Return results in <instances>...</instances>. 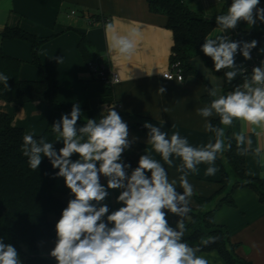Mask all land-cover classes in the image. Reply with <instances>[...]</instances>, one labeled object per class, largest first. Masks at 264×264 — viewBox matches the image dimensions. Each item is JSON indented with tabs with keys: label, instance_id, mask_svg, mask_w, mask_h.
Instances as JSON below:
<instances>
[{
	"label": "clouds",
	"instance_id": "obj_1",
	"mask_svg": "<svg viewBox=\"0 0 264 264\" xmlns=\"http://www.w3.org/2000/svg\"><path fill=\"white\" fill-rule=\"evenodd\" d=\"M214 19L219 33L206 36L200 45L203 55L211 59L212 68L203 65L198 57L195 63L202 66L203 72L226 70L223 78L228 83L237 77L242 79L227 94L222 93L220 84L212 81L213 86L207 89L212 99L197 109V115L204 119V129L214 134V142L194 147L180 133L169 137L160 126L145 121L146 143L151 144L164 164L144 152L133 168L123 160V154L139 138L129 139V125L116 110V104L105 106L99 119L87 118L80 125L82 112L78 102L73 104L70 113L62 114L50 125L55 142L43 135L37 138L31 132L23 136L20 151L27 158L28 167L37 171L47 158L51 167L58 169L52 178H63L70 191L71 198L55 224V246L49 252L56 264H209L197 253L215 243L217 237H201L196 244L184 239L194 195L189 172L197 171V166L205 163L209 165L205 175L216 173L212 165L232 148L230 141L225 143V128L231 127L235 120L264 129V59L250 73L236 59L239 52L244 61H251L254 49L264 56V46L258 48L256 39H233L229 34L241 22L248 30L264 24V6L260 0H231L227 12L215 15ZM105 28L113 33L111 50L130 58L136 51L141 30L134 27L126 34H119L113 31L111 23ZM163 76L173 80L169 74ZM9 79L0 73V83L7 91L11 90ZM178 80L182 83L183 77ZM157 92L163 96L166 86L161 85ZM213 117H218L222 126L214 125ZM233 139L238 152L246 154L243 146L250 145L251 139L243 132L234 133ZM56 143H62V147L57 149ZM173 156L179 157L182 164L176 168L178 176L170 179L165 164L172 165ZM102 177L106 184L101 182ZM110 190H120L116 196L120 207L113 211L103 203ZM169 214L177 217L175 226L169 223ZM0 264H22L17 249L2 239Z\"/></svg>",
	"mask_w": 264,
	"mask_h": 264
},
{
	"label": "crops",
	"instance_id": "obj_2",
	"mask_svg": "<svg viewBox=\"0 0 264 264\" xmlns=\"http://www.w3.org/2000/svg\"><path fill=\"white\" fill-rule=\"evenodd\" d=\"M183 1L191 11L212 19L217 14L226 13L225 6L231 3V0ZM107 23H111L113 31L119 34H126L134 27L141 30L136 51L130 58H123L111 50L113 33L106 31ZM8 28L19 29L38 38H48L39 49L40 61L49 75L60 84L59 102L67 108H72L77 102L80 104L82 114L78 124L82 125L87 118L99 119L107 104H120L118 112L129 125V139L139 138L123 154V160L131 163L133 168L144 152L164 164L159 154L152 150L151 144L146 143L148 130L141 129L145 121L160 126L169 137L173 133H180L194 147L214 142L212 133L204 129V119L197 115V109L210 102L207 100L210 97L207 89L213 86L212 81L222 86L223 93L226 83H235L240 78L228 83L223 78L226 70H221L213 73L215 78L186 74L182 83L165 79L163 74L171 61L174 34L165 16L150 11L148 0H0V53L22 61L20 80L41 81L43 74L33 63L31 44L20 39H3L2 35ZM218 33L219 28H215L210 35ZM83 37L91 44L94 61L116 72L121 78L119 84L110 87L94 76L89 62L79 50ZM236 59L238 64L245 66L250 63L244 61L242 56H236ZM161 85L167 88L163 96L157 92ZM165 108L166 112L163 111ZM1 114L12 116L13 125L23 129L25 134L31 132L40 136L64 113L54 111L46 101L20 104L0 98ZM217 118H211V122ZM231 129L232 138L234 133L243 132L251 139L250 145L246 143L243 146L246 149V170L251 178L264 180V129L240 120H235ZM54 146L59 149L62 143ZM172 160V165L165 164L170 179L178 176L176 168L182 164L179 157L173 156ZM208 166L202 163L197 166V171L189 172L194 195L191 197L186 226L191 222L192 212L214 210V223L228 232L236 255L251 264H264V203L254 190L239 188L233 194L232 204L218 206V201L229 188L221 194L220 164L214 162L212 166L217 171L212 176L205 175ZM128 171L130 173L131 169ZM230 180L231 184L236 180L232 173ZM101 182L106 184V179L102 177ZM119 191L110 190L103 202L110 211L120 207L116 203ZM178 191L182 189L178 188ZM56 196L67 206L71 196L63 178H59ZM59 218L51 216L50 221L56 224ZM176 219L168 215L172 226H175ZM201 237L189 243L196 244ZM55 239L39 241L38 252L56 263L49 255L55 246ZM197 254L207 259L209 264H226L216 251L201 250Z\"/></svg>",
	"mask_w": 264,
	"mask_h": 264
},
{
	"label": "trees",
	"instance_id": "obj_3",
	"mask_svg": "<svg viewBox=\"0 0 264 264\" xmlns=\"http://www.w3.org/2000/svg\"><path fill=\"white\" fill-rule=\"evenodd\" d=\"M264 0H260V5ZM152 13L167 18V25L174 34L173 61H180L186 74L202 76L192 64V60L200 57L208 68H212L210 58L203 55L200 45L204 38L218 26L215 19H208L201 14L191 11L183 0H148ZM225 6L227 12L228 6ZM237 30H244L247 37L259 41V47L264 46V24L251 30L245 24L239 25ZM235 32V31H234ZM234 32H230L232 34ZM3 39H20L32 46L33 63L42 72L41 81H22L19 78L22 61L0 53V73L10 77L8 84L10 91L0 83V98L9 103L29 104L37 101L48 102L56 112L70 113L71 108L64 107L58 99L60 84L52 78L39 58V49L48 38H38L19 29H6ZM79 50L87 62L94 61L91 54V44L83 37L79 43ZM217 74L214 69L211 70ZM225 84L223 94L232 86L238 84ZM212 97L207 98L211 100ZM219 125V118L212 121ZM23 129L13 125V117L8 114L0 115V239L6 244L13 245L19 254L26 255L27 264H56L41 256L38 252V242L43 239H53L55 224L50 221L51 216L60 217L66 207L56 196L59 178H52L58 169H53L47 158H44L39 170L33 171L28 167L27 158L20 151L23 143ZM43 136L54 142L55 137L51 130H46ZM40 135V136H42ZM214 140L215 136L212 133ZM225 143H232L231 150H226L217 158L221 167V194L229 191L218 201L222 204H232L233 194L239 188L254 190L264 203V180L251 178L246 170L245 155L238 152L235 139L232 138L231 127L225 128ZM40 136H36L39 138ZM228 165V168L226 166ZM47 173V174H46ZM231 173L236 180L231 184ZM214 210H198L191 213V222L187 226L188 232L184 239L203 236H215V243L202 247V251H216L226 264H251L240 259L231 243L228 232L214 223Z\"/></svg>",
	"mask_w": 264,
	"mask_h": 264
},
{
	"label": "built area",
	"instance_id": "obj_4",
	"mask_svg": "<svg viewBox=\"0 0 264 264\" xmlns=\"http://www.w3.org/2000/svg\"><path fill=\"white\" fill-rule=\"evenodd\" d=\"M218 1L222 2L223 0H218ZM240 25L243 26L244 23L241 22ZM230 35L232 36L233 39H244V40H251L252 39V38L246 36L244 30H236L234 33H232ZM258 48H259V45H258ZM175 56H176L175 53H172L169 67L164 72V74L171 75L173 77V80H177L178 82H179L178 78L183 77V81H184V73H183L184 71H183L182 64L180 61H173V58ZM236 56H241V55L239 52H237ZM252 56H253V59L250 61L249 65L246 66L249 73L251 72V69L254 66L258 65V63L261 59H264V56L258 55L257 50H255V49L252 52ZM88 66H89L91 72L94 74V76L98 80L104 81L110 87H114L115 85H117L121 82L120 76L116 72H114L110 67L106 66L105 64L98 63L96 61H92V62L88 63ZM241 83H242V79L238 84H241ZM236 85L227 89L225 94L232 91L236 87ZM113 104H116V110L119 111L120 110V104H118V103H111V104H107L105 106H109V105H113ZM141 129H145V128L142 127ZM19 256H20V259L22 260V264H27L26 263V260H27L26 255L19 254Z\"/></svg>",
	"mask_w": 264,
	"mask_h": 264
},
{
	"label": "water",
	"instance_id": "obj_5",
	"mask_svg": "<svg viewBox=\"0 0 264 264\" xmlns=\"http://www.w3.org/2000/svg\"><path fill=\"white\" fill-rule=\"evenodd\" d=\"M196 58H197V57H196ZM198 58L203 62V60H202L200 57H198ZM191 63L196 65L197 71H198L203 77H207V78H215V76H214V74H213L212 71H210V72H203V71H202V66H197V64L195 63V59L192 60ZM203 65L206 66V64H205L204 62H203ZM220 157H221V156H220Z\"/></svg>",
	"mask_w": 264,
	"mask_h": 264
},
{
	"label": "rangeland",
	"instance_id": "obj_6",
	"mask_svg": "<svg viewBox=\"0 0 264 264\" xmlns=\"http://www.w3.org/2000/svg\"><path fill=\"white\" fill-rule=\"evenodd\" d=\"M246 26V25H245ZM227 168H228V165H227ZM229 169V168H228Z\"/></svg>",
	"mask_w": 264,
	"mask_h": 264
}]
</instances>
